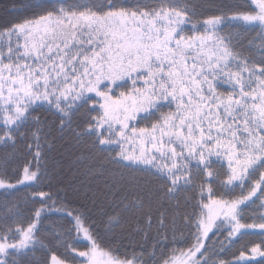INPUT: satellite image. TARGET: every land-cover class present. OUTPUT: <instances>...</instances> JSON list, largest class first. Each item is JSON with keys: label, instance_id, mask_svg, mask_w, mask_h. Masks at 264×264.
Here are the masks:
<instances>
[{"label": "snow or ice", "instance_id": "snow-or-ice-1", "mask_svg": "<svg viewBox=\"0 0 264 264\" xmlns=\"http://www.w3.org/2000/svg\"><path fill=\"white\" fill-rule=\"evenodd\" d=\"M213 9L12 0L0 264H264V0Z\"/></svg>", "mask_w": 264, "mask_h": 264}, {"label": "trees", "instance_id": "trees-1", "mask_svg": "<svg viewBox=\"0 0 264 264\" xmlns=\"http://www.w3.org/2000/svg\"><path fill=\"white\" fill-rule=\"evenodd\" d=\"M224 2H226V0H195V3L200 6L201 12L205 15L210 14L214 10V5ZM11 3L12 0H0V17L8 16L11 18V15L6 12V9ZM81 151V149L72 148L71 150L59 149L52 153L57 167L63 173V180L68 184H75L77 187L80 186L81 181L89 182L91 179L85 175V166L76 160V157L80 155ZM130 227H134V225H130ZM150 235L154 236L155 230H153ZM136 239L139 240L140 237L137 236Z\"/></svg>", "mask_w": 264, "mask_h": 264}]
</instances>
